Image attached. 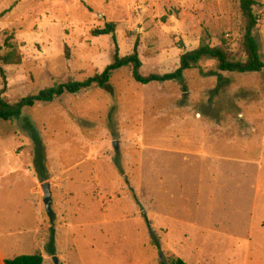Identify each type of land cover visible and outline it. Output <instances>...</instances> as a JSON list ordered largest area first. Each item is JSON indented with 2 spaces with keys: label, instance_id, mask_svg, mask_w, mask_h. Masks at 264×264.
Returning a JSON list of instances; mask_svg holds the SVG:
<instances>
[{
  "label": "rangeland",
  "instance_id": "obj_1",
  "mask_svg": "<svg viewBox=\"0 0 264 264\" xmlns=\"http://www.w3.org/2000/svg\"><path fill=\"white\" fill-rule=\"evenodd\" d=\"M254 39L264 61V0ZM138 41L139 74L165 75L201 42L244 60L238 0H0V45L16 102L81 82ZM203 61L183 83L140 85L130 67L97 88L23 111L45 151L49 206L20 121L0 124V247L43 264H264V71L226 74ZM2 83L0 80V90ZM114 144L117 145L115 149ZM135 196L139 206L136 205ZM40 198V206L37 200ZM53 229L55 255L45 247ZM157 245V246H156Z\"/></svg>",
  "mask_w": 264,
  "mask_h": 264
},
{
  "label": "trees",
  "instance_id": "obj_2",
  "mask_svg": "<svg viewBox=\"0 0 264 264\" xmlns=\"http://www.w3.org/2000/svg\"><path fill=\"white\" fill-rule=\"evenodd\" d=\"M259 6V0H238V9L243 21V35L241 46L244 53V60H234L230 53L224 47H211L210 45L201 42L199 46L192 51L182 52L179 57L178 68L169 74L165 75H149L142 77L139 70L142 66L138 56V41L135 42L131 55L126 57L119 56V49L115 37V24L106 23L102 29L92 32V36H110L113 44V55L111 63L103 70L101 74L94 75L81 82H67L45 89L33 96H27L16 102H10L5 96L7 89L6 75L3 69L4 66H17L21 63V54L17 46L12 42V38L4 40L0 45V80L2 88L0 90V124L10 121H20L23 119L24 125L21 130L23 134L30 140L32 144V168L39 184L44 185L48 179V173L45 168V151L44 146L33 129L31 122L23 117V111L30 109L38 104H51L55 100L63 96L77 95L82 91L97 88L112 96L110 87L111 75L122 69L130 67L133 80L140 85H148L152 83H168L177 82L183 83V75L186 71L198 67L203 61H212L215 64V69L207 72L200 71L203 77H214L217 81L213 94H218L223 88L227 79L222 74H255L264 71V61L260 58L258 46L254 39V30L258 25V16L255 13V8ZM133 199L139 206L135 196ZM44 199V203H47ZM50 238L45 247L48 256L55 255L54 248V230L50 229ZM157 246V245H156ZM169 264H186L180 258L171 256L168 258ZM4 264H43L42 256L36 252L32 255L18 256L12 259H5Z\"/></svg>",
  "mask_w": 264,
  "mask_h": 264
},
{
  "label": "water",
  "instance_id": "obj_3",
  "mask_svg": "<svg viewBox=\"0 0 264 264\" xmlns=\"http://www.w3.org/2000/svg\"><path fill=\"white\" fill-rule=\"evenodd\" d=\"M114 147H115V149H117V145H116V144H114ZM41 187H42V189H44V191H45V198H44V199H47V200H48L47 203H46L45 205H46V207H48L50 201H49V198L47 197V195H48L47 183L44 184V185H42ZM53 261H54L55 264H57V260H56L55 257L53 258Z\"/></svg>",
  "mask_w": 264,
  "mask_h": 264
},
{
  "label": "crops",
  "instance_id": "obj_4",
  "mask_svg": "<svg viewBox=\"0 0 264 264\" xmlns=\"http://www.w3.org/2000/svg\"><path fill=\"white\" fill-rule=\"evenodd\" d=\"M39 200H40V198H38V200L36 201L38 206H40V203H39L40 201H39ZM34 253H36V252L34 251L33 254H34ZM30 255H32V254H30ZM14 258H15V257H14ZM5 259H9V258H5V257L3 256V253H2V250H1V247H0V264H4V260H5ZM11 259H12V258H11ZM252 263H253V264H259V263H257L256 261H255V262L253 261Z\"/></svg>",
  "mask_w": 264,
  "mask_h": 264
}]
</instances>
